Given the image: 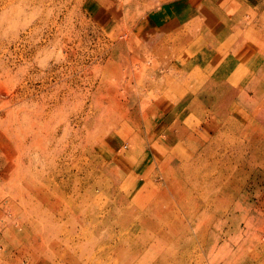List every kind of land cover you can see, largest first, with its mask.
I'll return each mask as SVG.
<instances>
[{"label": "rangeland", "instance_id": "374dc122", "mask_svg": "<svg viewBox=\"0 0 264 264\" xmlns=\"http://www.w3.org/2000/svg\"><path fill=\"white\" fill-rule=\"evenodd\" d=\"M172 2L0 0V264H264V0Z\"/></svg>", "mask_w": 264, "mask_h": 264}, {"label": "crops", "instance_id": "0c3cea01", "mask_svg": "<svg viewBox=\"0 0 264 264\" xmlns=\"http://www.w3.org/2000/svg\"><path fill=\"white\" fill-rule=\"evenodd\" d=\"M173 1L172 3L173 4H176V6L174 8H171L174 10L173 13H169V14H172V15H175L176 17H180V16H183L184 15V12H183V7H184V4H183V1L184 0H171ZM214 1V5L216 4L215 1L217 0H212ZM225 3H224V6L221 10H218L216 9V7L214 6H211V7H208L206 13L205 12H201L199 11V8L200 7H197V8H191L189 9V12H186L187 15H194V14H198V16H201L203 21H204V24H203V30H208V33H218V35L214 38V39H211V41H208L204 44L203 42V45H200V44H197V43H191V45L189 44L188 46H191V49L193 50H196V49H200V52L201 53H204L205 51L208 53V57H210V55H212L213 53H211L209 55V52L211 51H216L218 53V49H220L221 47H223L225 45V43L227 41H229L231 38H232V27H230L228 23H223V24H219V20L221 21L220 19V16H224V15H230V16H233L234 13H236V5L237 4H244L246 5L245 1L246 0H224ZM171 3H169L170 5ZM172 5V4H171ZM231 7H234V8H231ZM180 16H178V14L182 13ZM196 12V13H195ZM167 16L168 15V12L166 11V13H164V10L163 9H160L159 11H152L150 12V14L148 16H146L144 18V22H145V26H141V30H144L145 32V37H146V41L150 42V41H156V38L158 35H161V33H163L162 31H164V28L165 26H163V22H165L164 20L162 21L160 17L162 16ZM246 13H240V17H246L245 16ZM160 16V17H159ZM158 17V19L156 18ZM225 17V16H224ZM155 19H157L155 21ZM232 17H230V21H231ZM162 21V22H161ZM177 24V22H176ZM173 25V26H178V25ZM223 25V26H222ZM222 26V27H221ZM203 37V36H202ZM201 37V38H202ZM218 38V46H216V40ZM220 40V41H219ZM216 49V50H214ZM189 54H193L194 53H191L189 52ZM213 56H215V58L213 57V59H217L218 56H219V53L218 55L216 53L213 54ZM197 62H199V59L197 60ZM213 69V68H212Z\"/></svg>", "mask_w": 264, "mask_h": 264}, {"label": "bare ground", "instance_id": "6f19581e", "mask_svg": "<svg viewBox=\"0 0 264 264\" xmlns=\"http://www.w3.org/2000/svg\"><path fill=\"white\" fill-rule=\"evenodd\" d=\"M224 60V59H223ZM213 70V69H212ZM194 71V70H193ZM246 71V70H245ZM240 74V73H239ZM248 74V73H247ZM257 75H258V73H257ZM245 77H246V75H245ZM248 77H249V75H248ZM257 77V76H256ZM186 78V77H185ZM233 79V81L235 80L234 79V77H231V74L230 73H227V76H226V78H225V82H227V79ZM236 78V77H235ZM258 78V77H257ZM238 80V79H237ZM189 81V80H188ZM231 83V82H230ZM185 84V83H184ZM187 85V84H186ZM257 94V93H256ZM202 95V94H201ZM204 95V94H203ZM202 95V96H203ZM210 99H211V97H205V101H210ZM195 100V99H194ZM218 102V101H217ZM216 102V103H217ZM230 107H231V103H230V105H228L227 106V111H229V113H231L232 112V110H230ZM224 112H226L225 111V109L224 108H219V110H218V113H215V116H214V123H219V121H220V119H221V117H222V115H223V113ZM228 117V118H227ZM226 118L228 119V120H231V118H230V116H229V114L226 116ZM210 126H212V124L210 125ZM221 133V131L218 133V134H220ZM169 199V198H168Z\"/></svg>", "mask_w": 264, "mask_h": 264}]
</instances>
